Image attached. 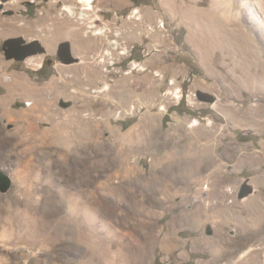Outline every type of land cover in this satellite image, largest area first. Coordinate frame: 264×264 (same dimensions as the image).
<instances>
[{
  "label": "rangeland",
  "instance_id": "rangeland-1",
  "mask_svg": "<svg viewBox=\"0 0 264 264\" xmlns=\"http://www.w3.org/2000/svg\"><path fill=\"white\" fill-rule=\"evenodd\" d=\"M0 3V264H264V0Z\"/></svg>",
  "mask_w": 264,
  "mask_h": 264
},
{
  "label": "bare ground",
  "instance_id": "bare-ground-1",
  "mask_svg": "<svg viewBox=\"0 0 264 264\" xmlns=\"http://www.w3.org/2000/svg\"><path fill=\"white\" fill-rule=\"evenodd\" d=\"M86 3L87 9L91 8L90 3L92 0H84ZM63 9L69 14V15H75V9L72 6H64ZM85 13L83 11H80L79 17L84 18ZM92 27V25H90ZM97 34H102V30H96L94 31ZM17 131V130H16ZM22 136V135H21ZM19 204V203H18ZM75 207L78 206V203H75ZM74 207V206H73ZM79 208V207H77ZM80 215H75L74 220L72 218L70 219H63L60 222V232L61 235L65 236L67 235V242L70 244V248H73L74 251H79L81 250L82 256L87 257L90 259V257L93 255L94 250L96 248L95 244V237H94V228L92 224L93 220V208L90 204V202L86 201L82 204L80 208ZM24 215L27 214V208L24 210ZM78 216V217H77ZM25 223V222H24ZM26 228H23L25 231L24 234V240L28 242H35V240H30L28 237L30 236V232L28 233L27 231V226L25 225ZM58 229V230H59ZM27 232V233H26ZM86 260V259H85ZM79 262V261H78Z\"/></svg>",
  "mask_w": 264,
  "mask_h": 264
},
{
  "label": "water",
  "instance_id": "water-1",
  "mask_svg": "<svg viewBox=\"0 0 264 264\" xmlns=\"http://www.w3.org/2000/svg\"><path fill=\"white\" fill-rule=\"evenodd\" d=\"M1 1L4 2L6 0ZM1 7L2 3H0V8ZM9 13H11V11H9ZM22 41H24L22 37H10L4 40L3 53L7 59L14 58L17 60H24L30 55H34L39 52H45V48L40 44L38 39H32L25 45L20 46V43ZM58 52L60 54L61 59H63L65 62H71L77 59V57H73L71 55L68 42H61L58 47ZM211 98L213 97L211 96ZM0 182H6L4 186L5 189L9 186L8 178L2 171H0ZM253 190V187L245 181L241 184L237 196L238 198H243L249 195Z\"/></svg>",
  "mask_w": 264,
  "mask_h": 264
},
{
  "label": "flooded vegetation",
  "instance_id": "flooded-vegetation-1",
  "mask_svg": "<svg viewBox=\"0 0 264 264\" xmlns=\"http://www.w3.org/2000/svg\"><path fill=\"white\" fill-rule=\"evenodd\" d=\"M30 5V4H29ZM31 40H29V41H22L21 43H20V46H23V45H25L26 43H28V42H30ZM50 62V59H47L46 60V63H49ZM42 69V66L40 67V70Z\"/></svg>",
  "mask_w": 264,
  "mask_h": 264
},
{
  "label": "crops",
  "instance_id": "crops-1",
  "mask_svg": "<svg viewBox=\"0 0 264 264\" xmlns=\"http://www.w3.org/2000/svg\"><path fill=\"white\" fill-rule=\"evenodd\" d=\"M78 2V1H77ZM79 3V2H78ZM120 4H122V3H120ZM80 5V4H79Z\"/></svg>",
  "mask_w": 264,
  "mask_h": 264
},
{
  "label": "trees",
  "instance_id": "trees-1",
  "mask_svg": "<svg viewBox=\"0 0 264 264\" xmlns=\"http://www.w3.org/2000/svg\"><path fill=\"white\" fill-rule=\"evenodd\" d=\"M132 1H135V0H132Z\"/></svg>",
  "mask_w": 264,
  "mask_h": 264
}]
</instances>
